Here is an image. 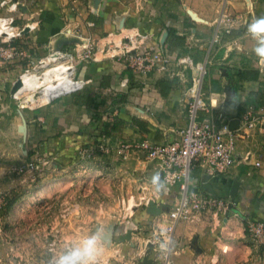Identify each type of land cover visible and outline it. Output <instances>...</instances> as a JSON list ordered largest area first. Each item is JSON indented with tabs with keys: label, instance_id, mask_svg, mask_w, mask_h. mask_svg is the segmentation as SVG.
Wrapping results in <instances>:
<instances>
[{
	"label": "crops",
	"instance_id": "1",
	"mask_svg": "<svg viewBox=\"0 0 264 264\" xmlns=\"http://www.w3.org/2000/svg\"><path fill=\"white\" fill-rule=\"evenodd\" d=\"M28 3L29 12L23 8L21 11L25 15V19L21 18V25L34 26L32 40L40 49L43 47L41 42L52 45L58 33L76 25L80 33L90 36L98 48L97 60L85 65L88 70L83 72L94 81L91 83L94 87L88 85L82 91L58 97L44 107L22 114L29 123V145L34 148L45 145L44 153L53 161L57 172L63 169L64 174L65 168L74 164L82 145L98 140L113 142L120 138L166 143L173 141L176 132L189 124L186 102L192 71H184L182 78L160 70L137 76L127 68L124 58H109L107 52L104 54L101 49L107 41L118 43L125 39L127 43H134L138 50L164 48L173 57L189 54L196 61L206 60L209 71L204 77L202 92L208 111L200 114H212L218 124L223 120L230 123L239 119L241 125V118L247 111L264 104V58L254 53L257 40L248 32L250 22L264 17V0H99V3L96 0H28ZM7 11L0 5V15ZM32 11L33 15H38L36 20L28 19ZM222 14L232 21L219 23ZM219 30L229 31L215 41ZM64 36L59 42L66 40ZM4 70H0V96L4 95L2 88L6 85ZM125 77L129 78V83L121 86ZM163 81H169L171 85L162 86ZM20 118V115L14 118L16 128L20 126ZM0 122L5 123L2 119ZM10 133L15 135L13 129L4 132L0 126V134L8 135L0 137V141L12 140ZM249 133L248 137L238 140L237 157L251 151L252 162L260 160V167L240 161L229 171L208 177L199 163L191 172V186L210 192L211 188L217 195L230 196L234 181H239L238 195L234 199L237 210L245 217L254 212L247 218L255 214L264 218V134L257 130ZM6 151L5 148L3 152ZM4 158L0 157L1 184L6 182L3 178L6 173L3 171L6 167L2 163ZM143 160L137 173L132 170L134 162L128 163V173L138 183L145 179L151 185L152 176L160 175V172L154 161ZM164 186L166 191H159L153 200L168 210L179 188ZM151 189H154L153 185ZM135 223L149 224L156 230L155 217L139 209L127 224L116 226L114 223L115 237L124 236L126 240L131 235H137L139 240L151 237L153 233L148 226L146 233L132 230ZM241 225L240 219L235 217L221 222L205 218L197 225L179 223L173 245L175 249L184 248V251L172 256L174 263L193 264V259L199 256L206 260L200 264H212V258L216 264L219 257L217 264H246L253 251ZM225 247L227 251L224 252L222 248Z\"/></svg>",
	"mask_w": 264,
	"mask_h": 264
},
{
	"label": "rangeland",
	"instance_id": "2",
	"mask_svg": "<svg viewBox=\"0 0 264 264\" xmlns=\"http://www.w3.org/2000/svg\"><path fill=\"white\" fill-rule=\"evenodd\" d=\"M19 2L16 12L12 11L14 13L9 11V4H0L8 10L0 17L13 16L14 24L22 29L21 35L13 42L17 49L16 56L6 58L0 55V70L5 69L6 83L2 88L4 95H1L2 98L0 96V119L5 123L2 125L0 122V126L4 132L11 129L15 131L14 136L10 133V136H13L12 140L0 141V157H5L2 163L4 167L6 166L3 170L6 171L3 173L6 182L0 183V264H54V257L78 245L83 239L96 232H99L103 238L99 241L98 255L94 264H142L147 254H150L157 264H163L162 238L156 246L152 242L158 231V216L167 212L163 205L157 204L162 209L161 213L150 214L155 217L156 230L153 226H148L149 224L142 226L140 223H135L136 225L132 226V230L144 233L147 232L148 226V230L153 233L151 237L139 240L137 235H131L126 240L124 236L116 238L114 234L115 222L116 226L127 224L139 209L143 212L147 211L148 204L128 208L139 200L141 185L144 186L147 183L145 179L138 183L136 178L128 173L130 171L128 163L134 162L132 170L135 173L141 170L138 166H143V159L146 158L144 153L136 154L135 151H131L126 155L123 152L119 153L116 148L121 141L132 140L127 138H120L113 142L98 140L82 145L79 149L80 155L78 154L70 168H65L64 174L63 169L58 172L54 169L53 161L44 153L45 145L39 144L35 148L29 145L27 140L29 123L22 116L23 112L44 107L54 99L69 93L65 92L58 97L43 101L42 87L25 90L16 96V91H12L14 83L25 73L41 76L48 69L56 68L60 63H66L72 66L69 69L70 77L75 81H86L83 88L80 87L74 92L82 91L88 85L94 87L92 85L94 81L92 82L91 77L84 76L83 72L88 70L85 65L97 60L98 48H95L94 59L91 58L90 61L76 56V48L81 49L83 45H88L90 42L96 47L95 42L90 40V36H83L76 25L73 29L58 33L57 40L52 45L45 41L41 42L40 45L42 44L43 47L40 49L37 42L34 44L32 40L31 35L35 32L34 29L24 32L21 25L22 19H25V15L21 13L22 8L28 13L27 5L30 3L28 0H19ZM32 13L33 11L29 13L28 19L36 20L38 15ZM65 21L70 22L67 19ZM63 34L69 41L60 47L59 41ZM107 35L110 36L109 33ZM122 40L125 42V39ZM108 43L110 42L107 41L106 44ZM2 45L5 52L12 48L0 39V47ZM56 50L62 51V58L57 61H48L47 58ZM106 55L111 58L109 53ZM16 115L21 116L20 120L18 119L20 126L17 128L13 125ZM24 125H26L25 131L20 130V127ZM0 137H8V135L0 134ZM106 146L110 147L109 151L102 148ZM5 148L6 153L3 152ZM87 149H90V153L83 156L82 150ZM151 186H148L150 196L153 192H157L151 189ZM132 196L135 198H131ZM153 198L156 196H152L151 200ZM249 214L246 217L243 214L234 216L242 222V231L246 234L247 243L253 251L245 262L246 264H264V243L258 241L249 229L247 224ZM205 218L192 224H201ZM207 218L210 216L208 215ZM227 219H231L230 213ZM250 219L264 222V218L257 214L251 215ZM111 230L113 235L108 236ZM183 251L182 249L179 252ZM180 253H173L172 256ZM197 259L200 263L206 262L204 258L197 256L193 259V264L197 263ZM219 261L220 257L216 260V264ZM172 262L175 264L173 260ZM211 263H214L213 258Z\"/></svg>",
	"mask_w": 264,
	"mask_h": 264
},
{
	"label": "built area",
	"instance_id": "3",
	"mask_svg": "<svg viewBox=\"0 0 264 264\" xmlns=\"http://www.w3.org/2000/svg\"><path fill=\"white\" fill-rule=\"evenodd\" d=\"M5 3L9 4L8 9L11 12L16 11L20 5L19 0H2L0 4L5 5ZM228 19L229 17L226 14H222L218 22L232 21ZM14 20L13 16L0 17V39L3 43L12 46L6 52L3 51L4 45L0 47V55L6 58L16 56L17 49L13 42L22 32V29L14 24ZM28 26H30V29H34L32 24ZM228 31L219 30L214 40L219 41L222 34ZM95 48V45L91 42L88 45L85 44L81 49L76 48V56L85 61H90L89 59H94ZM101 50L109 53L111 57L124 58L127 68H130L137 76H146L153 71L160 70L171 76L182 78L185 74L184 71L189 69L192 71L191 84L187 88L189 98L186 102L190 121L186 127L176 132L177 137L173 141L152 143L149 139H142L121 141L116 146L119 153L123 152L126 155L130 154L131 151H135L136 154L144 153L145 161L156 163L161 181L165 185L179 188V193L168 207L167 212L158 216L157 226L159 232L155 233L157 236L154 235V240H152L156 246L162 238L163 251L161 258L163 264H173L172 254L184 250L182 247L175 249L173 245L174 234L179 223H193L205 217L207 218L208 215L210 218L221 222L227 220L229 213L230 217L242 214L240 210H237L235 200L232 201L231 198L210 191L193 189L191 186V172L199 163L208 174L225 173L240 161L260 167L262 165L260 160L252 162L253 153L251 151H247L241 158H238L237 145L238 140L248 137L251 130H257L264 134V104L258 109L247 111L241 118L240 127L231 129L229 120H223L218 124L212 114L202 116L200 114L201 111H208V104L202 92L204 77L209 71L206 60L196 61L189 54L173 57L164 48L154 50L144 47L138 50L134 43H127L123 40L119 43L110 42L105 44ZM53 54L56 55V61L63 56L61 50H56ZM71 79L77 84V87L68 93L74 92L80 87L83 88L86 83V81H75L72 77ZM128 83L129 78L125 77L120 84L126 86ZM102 148L107 151L110 150L109 146ZM89 153L90 149L82 150L83 156ZM151 185H153L152 182ZM148 186H150L148 182L144 186L141 185V196L134 205L128 207L129 209L134 206L147 205L152 196L159 195V191L153 185L157 192H153L150 196ZM131 198L135 197L132 196ZM247 224L256 239L264 243V222L252 221L247 218ZM148 240L150 241V239ZM222 250L227 251L226 247ZM198 260H196V264L200 263Z\"/></svg>",
	"mask_w": 264,
	"mask_h": 264
},
{
	"label": "clouds",
	"instance_id": "4",
	"mask_svg": "<svg viewBox=\"0 0 264 264\" xmlns=\"http://www.w3.org/2000/svg\"><path fill=\"white\" fill-rule=\"evenodd\" d=\"M248 32L257 40V44L253 50L254 53L258 57L264 58V17L250 22ZM151 182L156 186L158 191H166L159 173L152 176ZM102 238L99 232L92 233L78 245L70 247L59 256L54 257V264H94L98 255L99 241Z\"/></svg>",
	"mask_w": 264,
	"mask_h": 264
},
{
	"label": "bare ground",
	"instance_id": "5",
	"mask_svg": "<svg viewBox=\"0 0 264 264\" xmlns=\"http://www.w3.org/2000/svg\"><path fill=\"white\" fill-rule=\"evenodd\" d=\"M47 59L52 62L56 60V57L55 55H50ZM70 68L71 66L66 63H60L56 68L48 69L41 76L34 73H25L21 78L22 85L15 92V95L18 96L25 90L42 87L41 98L43 101H47L69 92L77 87V84L70 77Z\"/></svg>",
	"mask_w": 264,
	"mask_h": 264
},
{
	"label": "water",
	"instance_id": "6",
	"mask_svg": "<svg viewBox=\"0 0 264 264\" xmlns=\"http://www.w3.org/2000/svg\"><path fill=\"white\" fill-rule=\"evenodd\" d=\"M96 3H99V0H96ZM30 30V26H26L24 28V32H27ZM69 41V39H66L64 40L63 42H60V47L63 46L64 43H67ZM57 48H59L57 46ZM22 85V80L21 78L18 79L14 85H13V88H12V91H17L19 89V87ZM230 125V128L231 129H237L240 125V120L239 119H233L230 121L229 123ZM25 127L26 125H24L23 127H20V130L22 131H25ZM217 174V173H216ZM212 175L214 174H208V177H211ZM208 187H210L208 184L206 185ZM239 187H240V182L239 181H234L232 187H231V190H230V197H231V200L233 201L236 196L238 195V190H239ZM211 192L214 193V190L211 189ZM147 212L150 213V214H157V213H161L162 209L160 207H158L156 201L154 200H150L148 205H147ZM113 235V231L111 230L110 233L108 234V236H111ZM142 264H157L152 257H150V254H147L144 258H143V262Z\"/></svg>",
	"mask_w": 264,
	"mask_h": 264
},
{
	"label": "trees",
	"instance_id": "7",
	"mask_svg": "<svg viewBox=\"0 0 264 264\" xmlns=\"http://www.w3.org/2000/svg\"><path fill=\"white\" fill-rule=\"evenodd\" d=\"M164 82H165V81H163V84H164V85H162V82H161V85H162V86H168L167 83H169V85H171V83H170L169 81H168V82L166 81L165 83H164Z\"/></svg>",
	"mask_w": 264,
	"mask_h": 264
}]
</instances>
